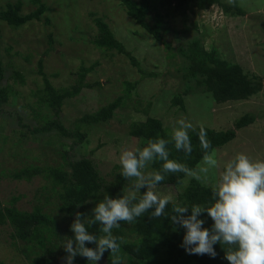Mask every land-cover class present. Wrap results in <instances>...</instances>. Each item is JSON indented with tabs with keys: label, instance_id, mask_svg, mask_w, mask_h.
Masks as SVG:
<instances>
[{
	"label": "rangeland",
	"instance_id": "374dc122",
	"mask_svg": "<svg viewBox=\"0 0 264 264\" xmlns=\"http://www.w3.org/2000/svg\"><path fill=\"white\" fill-rule=\"evenodd\" d=\"M17 1L0 0V11L6 9L8 3ZM21 1V15L36 10L31 0ZM42 1L47 11L40 20L18 28L0 21L4 84L12 89L8 103L0 106V201L4 206H11L17 200L19 210L32 211L35 205L46 204L48 193L42 188L48 181L43 177H35L32 182L18 181L11 176L28 166H60L65 162L63 155L66 152L72 160L90 158L103 179L113 181L117 167L122 166V152L142 150L147 146L132 137L130 130L132 124L144 122L148 116L160 119L170 133L180 119L191 122L193 129L206 126L224 131L231 129L235 121L246 114L257 117L254 124L238 131L235 140L214 150L211 156L218 161V167L211 168L202 160L177 187L158 186L161 194H171L174 201L193 179L215 187L224 165L239 153L264 159V89L248 101L217 104L209 93L198 87L195 79L184 78L188 68L185 58L180 55L169 58L168 52H163V45L153 46V50L162 52L161 59L156 58L159 53L146 49V44L152 46L151 39L144 29L130 21L120 0ZM162 1L152 0L148 21L153 23L158 12L165 16L164 26L168 30L164 36L166 42H171L172 52L181 47L186 49L198 40L207 51L217 50L224 59L241 65L250 76L261 77L264 81V0H232L231 3L222 0L225 5L242 8L244 16L213 6L208 10L190 12L186 18L168 13L171 9L163 6ZM99 16H106L117 37L129 41L128 49L145 73L156 72L159 76L142 74L126 55L95 47L92 40L98 28L94 20ZM185 26L189 28L187 33H183ZM51 36L52 46L49 43ZM41 59L44 72L57 88L74 84V73L83 62L86 66L100 62L88 75L87 82H100L101 86L86 88L78 97L65 102L61 120L68 128H76L84 115L94 114L122 98V105L111 120L91 126L80 123V130L87 133L83 144L73 146L72 139L61 137L54 131L41 134L32 131L55 119L48 107L39 106L35 96L43 86L39 74ZM127 83L135 86L130 92ZM184 91H187L184 94L185 109L181 110L173 105V99ZM204 168L208 171H202ZM143 171L151 173V164ZM129 183L132 186L134 180ZM129 191L131 189L126 190ZM59 204L56 198H51L46 208L50 213L56 212ZM63 227L65 229L66 224ZM10 232V227H0V259L10 264H28L12 245Z\"/></svg>",
	"mask_w": 264,
	"mask_h": 264
},
{
	"label": "trees",
	"instance_id": "16d2710c",
	"mask_svg": "<svg viewBox=\"0 0 264 264\" xmlns=\"http://www.w3.org/2000/svg\"><path fill=\"white\" fill-rule=\"evenodd\" d=\"M31 1L36 6V10L26 15H21L23 9L21 0L16 3H8L7 8L0 11V21L18 28L28 22L40 20L47 11V6L42 0ZM120 1L125 7L126 15L130 21L144 29L151 39L153 44L152 46L146 44V49L155 53L156 50H153L155 45H157L156 47L163 45V52H168L169 58L175 59L178 55L185 58L188 61V68L184 78L195 79L198 87H202L205 92L209 93L217 104L248 101L263 91L264 81L261 77L250 76L241 65L224 59L217 50L207 51L198 40L186 49L181 47L172 52L173 46L171 42H166L164 36L168 30L164 26L165 16L158 12L153 23L148 21L152 9V0ZM162 5L171 9L168 13H174V15L184 18L190 12L208 10L213 6H221L224 11L234 12L235 15H245V11L239 6L225 5L222 0H163ZM93 13L91 12V14ZM94 21L98 28L97 35L92 40L95 47L126 55L131 64L137 67L142 74H146L148 77L159 76L156 72L145 73V70L141 68V63L128 49L127 42L129 41L116 36L106 21V16L95 17ZM193 26L197 27L196 24ZM188 31L189 28L185 26L183 33ZM49 43L51 46L53 45L52 36ZM157 53L160 54L159 56L156 55L157 59L163 58L162 52ZM99 64L98 61L86 66L83 62L79 70L74 73V84L69 87L57 88L44 72L43 59L39 60V74L43 78V86L35 93V96L38 97L39 106L48 107L55 119L34 128L32 130L34 133L41 134L54 131L61 137L72 139V145L76 146L83 144L87 139V133L80 130V123L91 126L107 122L113 118L116 110L122 105V98H117L94 114L84 115L74 129L68 128L61 120L66 101L75 99L86 88L101 86L100 82L95 84L87 82L88 75ZM5 77V69L0 57V106L8 103L12 92V89L4 84ZM19 78L24 82L21 75ZM126 86L128 92L135 88L132 83H127ZM186 93L187 91L177 94L173 99V105L179 106L181 110L185 109L184 94ZM146 113L148 114V112ZM41 117L43 118V116ZM256 119L254 114H246L237 119L231 129L224 131L198 126L189 133L193 147L191 155L186 157L183 151H177L174 145L170 143L168 145L169 158L184 164L189 172H193L205 155L198 135L201 129L206 133V140L211 142V148L207 150L208 154L211 155L215 149L222 148L235 140L238 131L254 124ZM171 133L164 127L160 119L150 116L144 122L132 124L130 130V135L139 139L143 145L156 138L169 139ZM63 158L65 162L60 166H28L11 176L14 180L26 182H32L35 177H43L49 182L42 188L43 192L48 193L46 204H37L32 211H21L16 207L17 200H14L11 206H4L0 201V227L11 228L12 245L28 260V264H66L64 257L68 253L65 252L63 244L66 237L74 238L70 226L76 218L75 213H84V219L87 222L93 219V209L105 195L110 198H118L123 193L127 194V189H131L129 180L120 175L122 166L117 167L118 172L115 178L108 182L103 179L90 158L82 157L72 160L68 152L63 155ZM162 163V161L151 163V172L159 170ZM186 175L183 172L168 174L159 186L177 187ZM213 188L193 179L190 185L179 193L177 201L174 202L188 206L193 204L210 205L213 202ZM140 191L144 192L146 189ZM142 194L136 193L137 197ZM51 198H56L60 203L56 212L52 213L48 212L49 208H46ZM171 209L172 204L170 203L165 210L166 214H170ZM187 214H190V210ZM150 217L151 212H146L137 218L135 223L121 222L119 229H113V234L117 237H123L124 240L118 253L120 264H230L225 258L227 245H220L219 243L213 245L217 253L215 258L208 254H188L185 248L181 247L185 229L173 225L170 218H165V216ZM200 218L206 221L204 227L211 228L214 222L207 216V213H204ZM63 224H66L65 229ZM88 228L91 233L97 236L102 235L99 224L88 225ZM86 247L95 248L96 245L86 242ZM58 254L61 255L60 258L62 259L58 258ZM113 258L111 251L108 250L98 264H111ZM0 264L10 263L0 259ZM73 264H89V261L87 258L78 255Z\"/></svg>",
	"mask_w": 264,
	"mask_h": 264
},
{
	"label": "clouds",
	"instance_id": "9594fccd",
	"mask_svg": "<svg viewBox=\"0 0 264 264\" xmlns=\"http://www.w3.org/2000/svg\"><path fill=\"white\" fill-rule=\"evenodd\" d=\"M177 124L169 139L156 138L149 140L142 150L122 152L120 175L126 180H134L131 191L118 198L105 195L95 205L93 219L87 222L84 213H75L76 218L70 226L74 238L66 237L63 244L68 253L64 257L66 264H73L78 255L87 258L89 264H98L108 250L114 257L111 264H120L118 253L124 240L123 237L115 236L113 229H119L121 222L135 223L146 212H151L150 218H170L173 225L185 229L181 247L188 254H208L215 258L217 253L213 245L219 243L228 246L224 250L230 264H264V159H253L245 153H239L228 161L213 188V202L210 205L175 203L174 197L161 194L158 186L168 174H189L184 164L169 158L170 143L177 151H183L186 157L193 151L189 134L194 130L192 123L180 119ZM198 135L205 151L204 162L211 168L218 167V161L207 152L211 142L206 140L205 131L201 129ZM156 161L163 162L159 170L151 173L143 171ZM202 171L207 172L208 168ZM141 189L146 191L137 197L136 193H140ZM170 203L171 213L166 214ZM189 210L190 214H187ZM204 213L214 222L211 228L204 227L206 221L200 218ZM91 224H99L102 235L91 233L88 228ZM86 242L96 247H86Z\"/></svg>",
	"mask_w": 264,
	"mask_h": 264
}]
</instances>
